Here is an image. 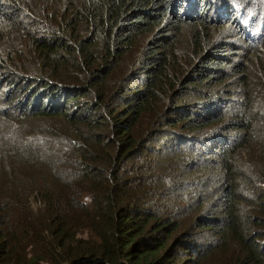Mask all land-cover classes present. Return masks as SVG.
I'll list each match as a JSON object with an SVG mask.
<instances>
[{
  "label": "trees",
  "instance_id": "16d2710c",
  "mask_svg": "<svg viewBox=\"0 0 264 264\" xmlns=\"http://www.w3.org/2000/svg\"><path fill=\"white\" fill-rule=\"evenodd\" d=\"M0 264H264V0H0Z\"/></svg>",
  "mask_w": 264,
  "mask_h": 264
},
{
  "label": "rangeland",
  "instance_id": "374dc122",
  "mask_svg": "<svg viewBox=\"0 0 264 264\" xmlns=\"http://www.w3.org/2000/svg\"><path fill=\"white\" fill-rule=\"evenodd\" d=\"M14 41H16L15 39H14ZM7 45V44H6Z\"/></svg>",
  "mask_w": 264,
  "mask_h": 264
}]
</instances>
